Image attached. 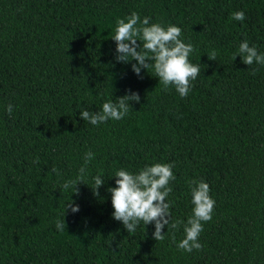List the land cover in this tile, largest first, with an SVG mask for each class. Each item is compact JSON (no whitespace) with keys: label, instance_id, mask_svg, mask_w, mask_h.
<instances>
[{"label":"trees","instance_id":"16d2710c","mask_svg":"<svg viewBox=\"0 0 264 264\" xmlns=\"http://www.w3.org/2000/svg\"><path fill=\"white\" fill-rule=\"evenodd\" d=\"M237 11L244 21L230 18ZM132 12L180 27L194 46L201 72L186 98L152 67L140 78L136 61H116L111 37ZM244 40L264 53V0H0V264H264V66L232 60ZM129 90L141 100L123 119L80 118ZM89 150L95 158L71 195L61 185ZM154 163L174 164L173 221L191 215L189 181L210 185L202 249L177 248L183 224L156 241L154 224L129 234L112 217L115 172ZM70 196L79 211L66 212L60 231Z\"/></svg>","mask_w":264,"mask_h":264},{"label":"clouds","instance_id":"9594fccd","mask_svg":"<svg viewBox=\"0 0 264 264\" xmlns=\"http://www.w3.org/2000/svg\"><path fill=\"white\" fill-rule=\"evenodd\" d=\"M231 19L244 21V11L232 13ZM182 29L174 24L164 26L161 23H150L149 17L142 20L138 13L132 12L124 19H117L115 33L111 37L116 44L115 59L119 63H128L131 60L132 71L140 78L141 69H154V76L159 78V83L164 89L169 86L175 88L180 97L186 98L201 72L198 64L190 62V55L195 51L191 43H185L182 39ZM139 41V43H138ZM209 60H217L216 50L207 53ZM239 56L242 62L249 67L253 64L264 66V53L258 52L255 46H250L247 40L242 41L236 52L232 54V60ZM257 69H252L255 75ZM141 97L138 92L129 90L128 93L117 97L116 101L104 102L99 111H80V118L94 126L107 123L109 120L119 121L128 115L130 101L139 103ZM6 111L11 115L13 106L7 105ZM95 158V153L87 151L84 155V164L79 168V174L73 180L65 181L61 188L79 194L77 187L85 183V174L88 164ZM174 164L154 163L145 165L136 173L126 169H118L115 177V187H109L111 204L114 209L112 217L122 222L129 234H135L137 226L143 222L144 226L154 224L152 237L156 241H163L165 226L178 229L183 224L184 237L176 246L185 252L202 249L199 236L204 230V223L212 219L215 208V200L210 195V185L204 181L191 180L189 187L191 192L192 212L186 223L181 220H171L170 203L167 197L173 191L170 182L175 180L173 173ZM53 172L58 170L53 168ZM93 195L100 197L99 189L105 180L101 175L93 177ZM87 184V183H86ZM77 213L79 205L70 196L65 204L64 220L56 221V228L63 231L65 228V215L67 211ZM175 242V238L173 237Z\"/></svg>","mask_w":264,"mask_h":264}]
</instances>
